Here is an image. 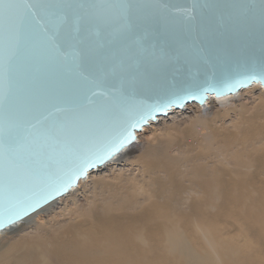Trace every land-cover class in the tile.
Listing matches in <instances>:
<instances>
[{
    "label": "bare ground",
    "instance_id": "6f19581e",
    "mask_svg": "<svg viewBox=\"0 0 264 264\" xmlns=\"http://www.w3.org/2000/svg\"><path fill=\"white\" fill-rule=\"evenodd\" d=\"M159 117L110 174L0 230V264H264V86Z\"/></svg>",
    "mask_w": 264,
    "mask_h": 264
},
{
    "label": "snow or ice",
    "instance_id": "6c2138e0",
    "mask_svg": "<svg viewBox=\"0 0 264 264\" xmlns=\"http://www.w3.org/2000/svg\"><path fill=\"white\" fill-rule=\"evenodd\" d=\"M260 7L264 15V0ZM138 9L133 0H0V114H9L0 115V229L67 193L131 145L136 129L186 99L142 102L127 119L103 103L97 73L114 68L100 38L126 43ZM21 65L30 69L23 96ZM256 79L264 82V65L232 87Z\"/></svg>",
    "mask_w": 264,
    "mask_h": 264
},
{
    "label": "water",
    "instance_id": "95a60500",
    "mask_svg": "<svg viewBox=\"0 0 264 264\" xmlns=\"http://www.w3.org/2000/svg\"><path fill=\"white\" fill-rule=\"evenodd\" d=\"M133 3L139 5L138 27L131 38L126 43H115L107 34L100 38L107 62L114 68L106 75L97 73L108 92L103 103L122 118H129V109L135 105L166 101L174 94L186 99L155 120L173 108H184L187 103L205 104L212 95L237 93L254 83L264 86V82L256 79L232 87L237 80L258 75L264 65L262 0H133ZM135 41L142 43L137 45ZM29 74L27 65H21L17 77L21 96ZM0 115L7 119L9 114L5 111ZM144 126L136 129V140L114 158L137 141V132Z\"/></svg>",
    "mask_w": 264,
    "mask_h": 264
},
{
    "label": "rangeland",
    "instance_id": "374dc122",
    "mask_svg": "<svg viewBox=\"0 0 264 264\" xmlns=\"http://www.w3.org/2000/svg\"><path fill=\"white\" fill-rule=\"evenodd\" d=\"M256 95L258 94V92H256L255 93ZM249 94H247V93H245V95H243V100H246V97L247 98H249ZM253 102L254 101H251V98H250V100L248 101V103H249V105L251 106L252 104H253ZM189 115H192V112L190 113H188ZM161 117H163V116H161ZM161 117H159V118H161ZM154 122H157V121H154ZM148 132L149 131H147L146 133H145V135H147L148 134ZM120 167V166H119ZM102 168V169H101ZM100 171H98V172H95V173H93V175H94V177H96V176H98V175H104V174H110V171H109V169L108 168H103V167H100ZM99 170V169H98ZM96 171V170H95ZM82 189H80L79 190V192L81 191ZM78 200H79V202L81 203V204H85V200H84V198H83V196H81V195H79L78 196ZM217 219H219L218 220V222H219V224H222V225H228V227L231 225V228L233 229V234H234V236H236V238L239 240V236H240V232H241V236L240 237H242V239L244 238V236H245V231H244V228L242 227V226H238L237 224H235V223H233L234 222V219H232V218H229V217H225L224 215H222V216H219ZM230 222L232 223V224H234V225H232V224H230ZM232 226H234V228L232 227ZM237 227V228H236ZM241 228V229H240ZM236 229V230H235ZM239 230H241L240 232H238ZM236 231L238 232V233H236ZM241 238H240V240H242Z\"/></svg>",
    "mask_w": 264,
    "mask_h": 264
}]
</instances>
